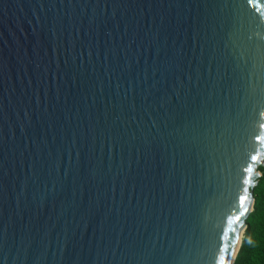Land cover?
Listing matches in <instances>:
<instances>
[{
  "label": "water",
  "instance_id": "1",
  "mask_svg": "<svg viewBox=\"0 0 264 264\" xmlns=\"http://www.w3.org/2000/svg\"><path fill=\"white\" fill-rule=\"evenodd\" d=\"M262 70L228 0H0V264H234L264 148L182 155L181 127L204 102L258 119Z\"/></svg>",
  "mask_w": 264,
  "mask_h": 264
},
{
  "label": "snow or ice",
  "instance_id": "2",
  "mask_svg": "<svg viewBox=\"0 0 264 264\" xmlns=\"http://www.w3.org/2000/svg\"><path fill=\"white\" fill-rule=\"evenodd\" d=\"M228 3L237 9L241 14L246 15L250 23H255L257 27H264V10L256 3V0H228ZM255 9V15L253 12ZM258 89V91H257ZM248 103L252 106V112L258 116V119L249 122V118L245 117V112H233L231 106L225 107L220 105H209L204 102L203 105L190 113L184 118L182 125L183 132L181 133L182 155L187 154L193 150L202 149L209 151L214 149L217 133L223 140L231 139L234 132L241 128L247 133L249 138L255 143L264 148V108H258L257 105H264V70L259 75V83L257 88H254L249 95ZM252 124L255 126L253 127ZM247 125V127H245ZM250 129V131H249ZM179 131V130H178ZM186 145L190 147L186 148ZM260 151L255 150V154H251L249 159L251 162H256L260 157ZM174 166V165H173ZM253 172L252 163H246L241 169V179L244 186L249 184L250 176L248 174ZM247 187H243L242 193L238 197V205L241 211L240 215L228 216V226L241 219V215L246 211ZM229 237L228 229L223 231V239L227 240ZM228 251L227 244L218 246V256H214L217 264H225V253Z\"/></svg>",
  "mask_w": 264,
  "mask_h": 264
},
{
  "label": "trees",
  "instance_id": "3",
  "mask_svg": "<svg viewBox=\"0 0 264 264\" xmlns=\"http://www.w3.org/2000/svg\"><path fill=\"white\" fill-rule=\"evenodd\" d=\"M254 187V209L247 219L240 250L234 264H264V166Z\"/></svg>",
  "mask_w": 264,
  "mask_h": 264
}]
</instances>
